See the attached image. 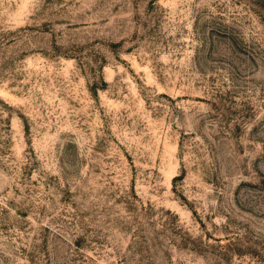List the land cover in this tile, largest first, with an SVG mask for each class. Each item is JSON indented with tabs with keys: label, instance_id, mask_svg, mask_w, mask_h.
Here are the masks:
<instances>
[{
	"label": "rangeland",
	"instance_id": "374dc122",
	"mask_svg": "<svg viewBox=\"0 0 264 264\" xmlns=\"http://www.w3.org/2000/svg\"><path fill=\"white\" fill-rule=\"evenodd\" d=\"M0 264H264V0H0Z\"/></svg>",
	"mask_w": 264,
	"mask_h": 264
}]
</instances>
